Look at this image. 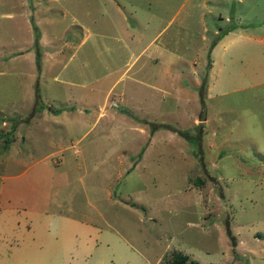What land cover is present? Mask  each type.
Returning <instances> with one entry per match:
<instances>
[{
  "label": "rangeland",
  "instance_id": "1",
  "mask_svg": "<svg viewBox=\"0 0 264 264\" xmlns=\"http://www.w3.org/2000/svg\"><path fill=\"white\" fill-rule=\"evenodd\" d=\"M117 1L0 0V264H264V0Z\"/></svg>",
  "mask_w": 264,
  "mask_h": 264
},
{
  "label": "crops",
  "instance_id": "2",
  "mask_svg": "<svg viewBox=\"0 0 264 264\" xmlns=\"http://www.w3.org/2000/svg\"><path fill=\"white\" fill-rule=\"evenodd\" d=\"M206 2H209V0H201V5L202 6H205V4H206ZM115 6L117 7V8H120V7H122L123 5H121L120 4V2H118L117 0H116V2H115ZM222 35H226V33L225 34H222ZM221 37V36H220ZM40 39V37L39 36H37L36 35V37H33V41L34 42H38V40ZM26 53H23V50H19V53H22V54H20L21 55V59L22 60H25L27 63L29 62L30 63V67L33 65V61H34V57L33 56H31V55H28V53H30L29 51H28V49H26V50H24ZM17 55V54H16ZM202 117V116H201ZM203 120V121H205V116H204V114H203V117L202 118H200L199 120ZM0 124L1 125H3V124H6V121H4L3 119H2V121L0 122ZM27 127V126H26ZM8 130V128H6L5 129V131H7ZM9 147H12L11 146V144H9ZM9 152L12 154L13 152L10 150V148H9ZM14 154H17L16 153V150L14 151ZM17 159V158H16ZM16 159L15 160H13V161H15L16 162ZM251 263V262H250Z\"/></svg>",
  "mask_w": 264,
  "mask_h": 264
},
{
  "label": "trees",
  "instance_id": "3",
  "mask_svg": "<svg viewBox=\"0 0 264 264\" xmlns=\"http://www.w3.org/2000/svg\"><path fill=\"white\" fill-rule=\"evenodd\" d=\"M185 260H186V255L181 254V255H179L178 259H176L172 262V264H183L185 262Z\"/></svg>",
  "mask_w": 264,
  "mask_h": 264
},
{
  "label": "water",
  "instance_id": "4",
  "mask_svg": "<svg viewBox=\"0 0 264 264\" xmlns=\"http://www.w3.org/2000/svg\"><path fill=\"white\" fill-rule=\"evenodd\" d=\"M202 117H203V115H202ZM202 117H200V118H202Z\"/></svg>",
  "mask_w": 264,
  "mask_h": 264
}]
</instances>
